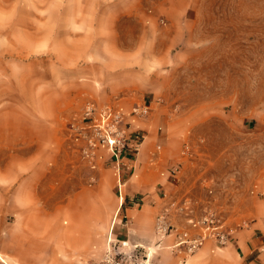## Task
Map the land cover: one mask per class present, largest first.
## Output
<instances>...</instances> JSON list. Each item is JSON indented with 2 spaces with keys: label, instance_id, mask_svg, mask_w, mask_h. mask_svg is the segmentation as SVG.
Returning <instances> with one entry per match:
<instances>
[{
  "label": "rangeland",
  "instance_id": "1",
  "mask_svg": "<svg viewBox=\"0 0 264 264\" xmlns=\"http://www.w3.org/2000/svg\"><path fill=\"white\" fill-rule=\"evenodd\" d=\"M174 2L186 10L179 17V27L168 32L176 40L167 45L170 48L165 58L133 61L146 79L153 75L161 80L157 86H162L163 94L131 108H120L131 128L141 131L145 143L154 129L158 136L169 133L178 143L181 156L188 147L190 179L197 176L199 148L214 151L220 162L218 174L222 175L221 157L228 149H236L231 182L209 188L208 195L219 203L215 210L228 225L249 224L250 217L245 215L248 202L257 203L264 212V0ZM162 5L158 0H0V247L8 254L26 256L22 245L37 238L17 231L21 214L31 210L30 200L44 167L50 168L58 160L67 166L59 173L62 196L101 185L100 202L93 213L99 216L108 206L118 207L119 177L108 152L99 151L100 158L92 167L70 138L69 125L81 117L82 110L65 116L56 138L45 140L43 147L40 140L21 141L12 135L20 131L52 135L36 124L51 121L53 109L63 102L64 95L72 94L78 82H84L86 66L98 63L82 56L95 47L107 49L108 45L93 41L100 39V31L108 26L111 15L140 6L150 19L152 10ZM171 18L176 19L173 12ZM135 19L126 15L120 18L118 34L122 41L140 34L142 29ZM156 22L161 27L166 24L163 18ZM120 46L128 44L121 42ZM136 107L144 113L135 116ZM5 121L9 123L5 125ZM21 122L25 124L22 129ZM145 145L140 147L135 163L124 161L126 165L120 171L122 196L127 186L137 181L150 186L171 181L162 175L170 168L171 151L167 152L165 146L158 150L160 141L154 140L143 156ZM138 191L147 194L152 189ZM160 196H164L161 191ZM208 209L211 207L201 215ZM159 212L156 210L153 218V231ZM119 217L122 214L117 212L112 233L124 224L117 225ZM12 226L13 231H5ZM69 228L70 221L63 215L56 243L58 264H97L106 252L110 231H100L99 226L87 231L91 237L84 250L85 242L74 235L84 231ZM257 264H264V257Z\"/></svg>",
  "mask_w": 264,
  "mask_h": 264
},
{
  "label": "crops",
  "instance_id": "2",
  "mask_svg": "<svg viewBox=\"0 0 264 264\" xmlns=\"http://www.w3.org/2000/svg\"><path fill=\"white\" fill-rule=\"evenodd\" d=\"M158 1L163 5L159 9L152 10L150 19L148 18L150 16L140 6L136 8L133 6L132 9L125 10L127 13L122 15L118 13L111 15L108 26L105 30L100 31V39L93 41L96 45H108L107 49L95 47L91 52L86 50L82 56L85 60L98 63L94 62L92 65L86 66L85 75H83L84 82H78L77 89L72 94L64 95L63 102L53 109L51 121L36 124L37 128L51 131L52 135L48 137L36 134L26 135L25 132L20 131L16 135H12V138L21 141L37 139L41 141L40 145L43 147L45 140L56 138V130L62 125L61 120L65 116L83 111L87 102H93L97 106L114 105L131 108L136 104L146 103L149 99H156L163 94L162 86H157L161 80L159 81L157 76L152 77L153 75L146 79L145 75H142L141 69H135V66L139 64L133 62L138 59H164L166 49L170 48L167 45L174 44V40H176L172 35H168V32L179 27V22L181 24L179 17L183 15L186 8L183 5L177 7L174 0ZM171 12L174 13L175 20L171 18ZM124 15L132 17V19L136 17L137 27L142 30L140 34L122 41V36L118 34V27L121 22L120 18ZM159 18H163L165 26L161 27L156 22ZM164 27H167L168 30L165 31ZM147 32L156 34L146 35ZM166 32L167 34H165ZM121 42L127 43L128 46H120ZM146 47L149 48L146 50ZM115 64L120 66L112 67ZM151 115L154 120L157 119L154 113ZM4 118L9 120L7 116ZM7 123L9 122H4L5 125ZM23 125H25L23 122L19 123L20 129L23 128ZM154 140L160 141L158 146L160 149L165 146L167 152L171 151L172 160L168 170L178 169L176 180H162L152 186L142 185L137 181L127 186L124 196L118 197V207L115 204L108 206L107 209L105 208L106 212L99 216L93 213V208L100 202L99 196L103 190L101 185L95 187V190L82 187L80 192L74 191L64 197L61 195L59 173L67 166L58 160L52 164V167H44L42 179L37 182L36 193L30 200L31 210L21 214L20 228L17 230L23 231L24 235H34L37 238L29 239L28 243L22 245L26 254L28 253L26 256L10 255L6 249L0 247V264H58L56 243L59 242L60 231H62L63 215H66L70 221L68 231H84L77 233L78 235L74 234L75 238L85 242L84 250H87V241L91 237L87 231H92L96 226H99L100 231H110L107 239L111 234L112 238L127 241L130 246L141 247V257L147 254L150 264H257L264 257V212L257 203L256 205H253L252 202L246 204L245 209L248 212L245 211V215L250 217L248 227L237 229L231 242L222 248L215 247L211 241L204 242L198 250L190 255L184 254L181 249L170 248L179 241V237L183 233L191 237L197 235V231L188 225L187 216L176 214L172 209H169L168 220L176 232H172L163 239L156 236L153 231L155 212L168 208L171 203L178 204L184 198H193L194 217H199L207 207L215 209L219 203L208 195V189L211 187L215 189L231 182V173L235 168L232 157L236 156V149H228L221 157L220 161L224 164L222 165L223 170H221L222 175V173L218 174L220 162L214 151L211 152L208 147L199 148L197 176L190 179L188 173H190L189 163L191 162L180 155L178 143L173 142L169 133H165V136L161 133L158 136L157 130L153 129L147 143H145L146 141L143 143L146 144L143 156L149 153ZM201 142L204 146L205 139H202ZM128 182H125V185ZM146 188L152 189V191L147 194L138 191ZM160 191L164 193L163 197L160 196ZM137 201L142 203H134ZM220 203L222 202L220 201ZM63 209L69 212L62 213ZM117 212L122 214V217L118 218L117 225L121 222L124 224L117 226L116 231L112 233L111 230L114 228L112 226L116 224L114 221L116 222ZM5 231H13V226L12 229H5Z\"/></svg>",
  "mask_w": 264,
  "mask_h": 264
},
{
  "label": "built area",
  "instance_id": "3",
  "mask_svg": "<svg viewBox=\"0 0 264 264\" xmlns=\"http://www.w3.org/2000/svg\"><path fill=\"white\" fill-rule=\"evenodd\" d=\"M134 115L140 116L141 108L133 109ZM69 135L73 144L78 148L82 156L94 167L99 151L105 150L110 155L116 166L119 177L118 194L121 197L120 171L125 167L124 161L135 163L140 147L144 142V136L138 129H132L131 124L123 109L114 105L97 106L93 102L84 105L81 117L70 123ZM159 150L160 147H157ZM188 147H184L182 156H188ZM131 168V167H130ZM178 169L166 170L162 173L167 179L176 180ZM136 204L141 201L134 202ZM193 201L184 198L179 203H171L168 208L161 210L155 216V234L163 239L176 232L169 223V209L179 215L187 216L188 225L197 231L195 237L183 233L179 241L172 249H181L186 255L198 250L204 242L211 241L215 247L222 248L231 242L237 228L248 227L244 222L236 227L227 224L222 214L215 209L205 210L200 217H194ZM141 247L130 246L127 241L114 239L109 235L107 249L103 258L97 264H150L148 255L141 257Z\"/></svg>",
  "mask_w": 264,
  "mask_h": 264
}]
</instances>
